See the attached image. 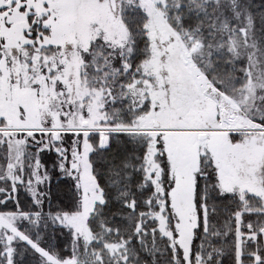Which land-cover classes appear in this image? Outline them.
Masks as SVG:
<instances>
[{"label":"snow or ice","instance_id":"snow-or-ice-1","mask_svg":"<svg viewBox=\"0 0 264 264\" xmlns=\"http://www.w3.org/2000/svg\"><path fill=\"white\" fill-rule=\"evenodd\" d=\"M0 264H264V0H0Z\"/></svg>","mask_w":264,"mask_h":264}]
</instances>
